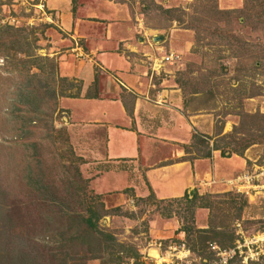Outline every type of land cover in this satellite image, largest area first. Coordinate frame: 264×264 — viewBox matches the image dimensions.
Returning <instances> with one entry per match:
<instances>
[{
	"label": "rangeland",
	"instance_id": "obj_1",
	"mask_svg": "<svg viewBox=\"0 0 264 264\" xmlns=\"http://www.w3.org/2000/svg\"><path fill=\"white\" fill-rule=\"evenodd\" d=\"M32 1L0 0V25L8 24L26 33V39L32 40L34 55L52 57L55 68V56L61 53H70L74 62H79L77 65H83L81 57H88L76 54L77 49L70 50L75 46L74 41L69 45L62 43V37L66 35L44 18ZM112 3H120L123 7L120 17L129 27L127 32L114 33L121 35L122 39L113 47L138 73L143 72V94L153 100L160 110L168 106L193 120L190 132L199 137L194 140L199 145L195 154L206 152L220 133L231 130L232 125H237L241 119L244 121L242 124L245 123L244 129L237 135L262 139L247 145L240 155L231 153L221 156L219 150L214 149L218 162L235 160L231 163L233 168L222 173L212 165L211 171L217 175L213 177L218 179L239 172L241 166L237 161L242 163V158L246 160L260 154L264 148V129L260 126L264 118H252L257 120L255 124H259V129L255 130L252 128L255 124L249 122L251 117L240 115L247 113L257 117L255 113L264 114V4L257 0H112ZM93 25L90 31L96 36L102 28L99 24ZM75 39L79 46L87 47V40ZM168 52L174 55L172 60L162 62L157 71L151 72L152 60L159 61ZM14 60L0 58V264H17V258L9 262L21 249L20 245L25 247L24 243L17 241V237L27 242L29 249L40 250L39 235L65 228L66 221L58 212V206L48 202L38 206L36 195L25 187L24 182H30L29 178H34L39 169L54 172L59 177L54 181L57 184L61 182L60 178L64 181L68 175L73 184L81 186L79 199L82 206L73 203L78 205L77 209H83L89 199L97 206L102 204L106 212L97 220L98 227L110 232L115 240L132 244L139 252L137 261L124 258L120 264L130 261L131 264H141L139 260L142 264H160L158 259L162 258L165 261L161 260L162 264L169 258L173 264L181 261L203 264L200 255L189 249L183 260L174 255L181 254L177 246L181 242L187 247L184 233L178 230V214L184 212V202L172 201L170 207L173 214L164 216L159 214L162 202L156 205L151 198L142 199L150 190L146 194L135 195L132 190L122 189L121 193V189L102 187L100 182L105 172L129 169L126 177L133 182L137 180L133 176L137 170H132V167H105L113 163L101 160L83 165L82 162L90 160L84 148L88 146L87 138L91 133L86 125H70L78 122L69 115L71 108L76 106L68 97L74 88L71 87L68 92L65 88L62 91L64 95L58 94L53 101L43 87L48 73L30 74L37 71L33 66L27 72L31 76L10 72ZM91 67L97 71L94 63ZM103 77L105 75L101 72L99 79ZM77 81L67 79L69 86L77 84ZM54 82L59 89V85L66 81L55 79ZM36 83L39 85L37 99L41 100L42 110L31 114L24 102H17L18 93L21 86H36ZM25 112L30 115V120H24ZM77 127L83 129L77 130ZM198 133L203 135V141ZM99 149L102 151V145ZM83 151L85 153L80 155ZM211 153L210 149L209 155ZM74 169L80 173L79 179L74 176ZM205 186L193 187L198 194H213L210 198L215 200L226 198L223 195L225 191L237 193L245 199L239 216L230 223L236 235L233 244L237 248L228 259L230 262L227 260L225 264H264V192H235L218 182ZM97 194L98 197H95ZM191 194L192 191L188 196ZM22 202H26L25 206L20 207ZM207 214V208L195 207L193 224L204 227ZM6 217L10 220L6 221ZM5 222L6 226L3 225ZM178 232L182 236L179 237ZM254 235L262 238L253 242ZM6 245L12 246L13 252L4 251ZM174 245L176 248L172 249L170 246ZM211 251L205 264L216 261V254ZM171 254L173 256L168 257ZM101 255L102 259L87 258L84 264H100L99 261L106 259L107 254L103 252ZM154 257H158L155 262Z\"/></svg>",
	"mask_w": 264,
	"mask_h": 264
},
{
	"label": "crops",
	"instance_id": "obj_2",
	"mask_svg": "<svg viewBox=\"0 0 264 264\" xmlns=\"http://www.w3.org/2000/svg\"><path fill=\"white\" fill-rule=\"evenodd\" d=\"M32 2L42 11L44 18L66 35L62 37V43L69 45L74 41L75 46L70 50L77 49L78 53L88 57H81L83 65H77L79 62L75 63L70 53L55 56L59 76L73 81L78 78V83L66 90L74 88L68 97L76 106L71 108L69 115L78 119L70 125H86L91 133L87 138L88 146L84 148L90 160L82 162L83 165L101 160L113 163L105 167H132V170H137L134 171L136 175L133 173L137 180L133 182L126 177L129 169L105 172L102 182L98 181L102 187L121 189V193L122 189L132 190L135 195L146 194L150 190L158 198L174 197L184 192L189 194L195 189L193 186L206 187L205 181L216 175L211 171L212 165L219 173L233 168L231 163L235 159L218 162L219 157L213 148L209 156H201L200 152L195 154L199 145L194 141L198 136L190 132L193 120L168 106L160 110L153 100L143 94V72L138 73L113 47L122 39L121 35L114 33H124L129 29L120 17L123 10L120 3H112V0ZM93 24L102 28L96 36L90 31ZM75 37L87 40V47L79 46ZM93 63L97 71L92 70ZM150 70L157 71L151 66ZM101 72L105 75L102 80L99 79ZM79 129L83 128L77 127ZM197 135L202 139L201 133ZM237 162L243 169L245 159L242 158V163ZM181 234L177 233L179 237Z\"/></svg>",
	"mask_w": 264,
	"mask_h": 264
},
{
	"label": "trees",
	"instance_id": "obj_3",
	"mask_svg": "<svg viewBox=\"0 0 264 264\" xmlns=\"http://www.w3.org/2000/svg\"><path fill=\"white\" fill-rule=\"evenodd\" d=\"M257 1L264 4V0ZM15 30L17 31L14 32ZM19 31V29H14L8 24L0 25V58L9 61L16 58V60L11 62L12 67L10 68V72H22L25 76L27 74L31 76L30 74L40 75L41 73L44 74V72H46V74L48 73L47 79H44L43 87L47 89L49 97L55 101L54 97L58 94L64 95L62 91H64L65 88L67 89L70 83H67L65 77H61L56 73L57 70L52 57L47 55H34L33 45L31 44L32 40H27V34ZM45 62H47V65H45ZM32 66L37 68V71L30 74L27 73L28 68ZM55 79L65 80L66 82L65 84H60L59 89H56L54 86ZM28 81L27 83L31 85L30 80ZM38 86L37 83L36 86H28L25 84L21 86V91L18 93L19 99L17 102H24L26 109H28L31 114L41 112L42 110L41 100L37 99L39 98ZM44 101L42 100V102ZM25 114L24 120H30V115H28L27 112H25ZM255 114L257 117L247 113H241L240 116H250L251 120L249 122L255 124L258 119L264 118L263 113ZM252 118H256L257 120H253ZM242 122L244 121L241 119L237 125H232L231 130L220 133L218 138L214 139L212 147H208L206 152L200 153L201 156H208L211 148L218 149L221 156H229L231 153L240 155L247 145L262 141L261 138L258 139L253 136L243 137L239 134L237 135L236 133L244 129L245 123L242 124ZM261 122L262 124H260V126L263 130L264 119ZM221 126L222 125H220V127ZM249 128L251 127L249 126ZM252 128L258 130L259 124H255V127ZM220 131H218L217 134ZM73 174L77 179L80 178V173L76 169H74ZM33 176L34 178H29L30 182H24L26 185L25 187L28 191L36 195L35 202L38 203V206L44 202L58 206V212L61 213L66 221L65 228L59 231L57 230L55 233H44L39 235L38 244L41 246L40 250H35L34 248L29 249L27 247V242H24L20 236L17 237L19 238L17 241L20 244L24 243L25 247L20 245L21 249H19L18 252L16 251L15 255L11 257L10 263L13 262L14 258H17V264H30V260L34 264H84V260L87 258L94 257L102 259L101 253L103 252L107 254V256L106 259L99 261L100 264H120L124 258H131L133 261H137L139 252L132 244L117 241L110 232L98 227L97 220L106 212L102 204L97 206L94 204L93 200L89 199V201L85 202L86 204L83 209H77L78 205L79 207L82 206V202L79 199L81 186L78 187L76 183L73 184L74 181H70L71 179L68 175L65 177L66 179L64 181L60 178L61 182L59 184L54 182L58 176L56 177L55 173L50 170L44 171L39 169ZM1 186L0 184V187ZM98 195L99 194L95 197H98ZM211 195L213 196V194L209 193L198 194L196 190L193 189L190 196H188L187 192H184L180 197L165 199L155 198L154 195L149 192L146 197L142 198L143 200L151 198V202L154 201L156 205L162 202L163 204L161 205L159 214L164 216L173 214L171 212L172 208L170 207L172 201L176 202L182 200L184 202V212L178 214L180 218L178 230L184 233V241L187 248L190 251L197 252L203 264L208 262L206 259H208L209 254L212 253L208 247V242H214L220 247L233 245L236 235L230 223L239 216L245 203V199L240 198L237 193L225 191L223 195H225L226 198L216 200L210 198ZM91 197L92 196H90V198ZM91 199H93V197ZM25 203L22 202L20 207L25 206ZM73 203L78 205L74 206ZM195 207H205L208 209L207 224L204 227H196L193 224V210ZM176 212L175 210L174 213ZM5 219L6 221L10 220L8 217ZM3 225L6 226L7 222ZM4 249V251L13 252L14 248L12 246L10 247V245H6ZM75 261L78 263H75ZM139 262L142 264L140 260ZM228 262H230V260H228Z\"/></svg>",
	"mask_w": 264,
	"mask_h": 264
},
{
	"label": "built area",
	"instance_id": "obj_4",
	"mask_svg": "<svg viewBox=\"0 0 264 264\" xmlns=\"http://www.w3.org/2000/svg\"><path fill=\"white\" fill-rule=\"evenodd\" d=\"M39 8H41V5L39 4ZM76 54H80L76 52ZM174 55L172 52H168L164 55H162L157 61L156 59L152 60L151 67L153 69L158 70L160 64L165 61L172 60ZM214 182L222 183L229 187V189L234 190L235 192H243L245 194H249L251 192L256 193L259 191L264 192V148L263 151L260 154H257L256 157L250 158L247 157L245 160V166L243 169H241L239 172H236L228 177H220L218 179H215L214 177H210L208 180L205 181V184H211ZM238 223H236L237 225ZM264 234V232L262 233ZM262 238L260 235H254L253 236V242H255L258 238ZM178 248H180L181 254H174L176 258L183 260L182 258L186 257L189 253V250L187 247L184 246V243L181 242L177 245ZM208 246L211 250L214 251L217 258L216 261H214L211 264H225L227 260L232 257V255L235 252V248H237V245H232L229 247H220L214 242H208ZM172 249H175L176 246H170ZM169 256H173L168 255ZM158 258V257H156ZM162 258V256H160ZM163 262V258L161 259ZM160 259H158L159 263H163ZM187 264L188 262L185 261ZM131 264V261L128 263ZM165 264H173L172 259L169 258ZM176 264H185L184 262H176Z\"/></svg>",
	"mask_w": 264,
	"mask_h": 264
},
{
	"label": "water",
	"instance_id": "obj_5",
	"mask_svg": "<svg viewBox=\"0 0 264 264\" xmlns=\"http://www.w3.org/2000/svg\"><path fill=\"white\" fill-rule=\"evenodd\" d=\"M192 190L189 191V194L191 193Z\"/></svg>",
	"mask_w": 264,
	"mask_h": 264
}]
</instances>
